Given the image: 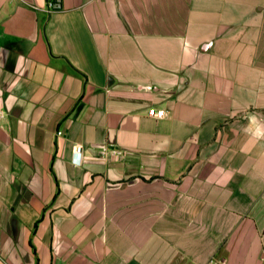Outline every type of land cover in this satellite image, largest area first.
Wrapping results in <instances>:
<instances>
[{
    "label": "crops",
    "instance_id": "0c3cea01",
    "mask_svg": "<svg viewBox=\"0 0 264 264\" xmlns=\"http://www.w3.org/2000/svg\"><path fill=\"white\" fill-rule=\"evenodd\" d=\"M0 112V264H264V0H0Z\"/></svg>",
    "mask_w": 264,
    "mask_h": 264
},
{
    "label": "built area",
    "instance_id": "2783aa9c",
    "mask_svg": "<svg viewBox=\"0 0 264 264\" xmlns=\"http://www.w3.org/2000/svg\"><path fill=\"white\" fill-rule=\"evenodd\" d=\"M145 89L146 90H151L152 86H145ZM148 113H149L150 116L156 117V118H163V117L167 116V110L164 109V108H154L153 107V108H150ZM1 117H2V114L0 112V118ZM81 149H82V146H80V145L76 146V148H75V156L77 158L76 160H77L78 163L81 162V157H82ZM113 152L116 153V154H120L121 153L120 150H114ZM210 264H220V263H216L213 260H211Z\"/></svg>",
    "mask_w": 264,
    "mask_h": 264
}]
</instances>
